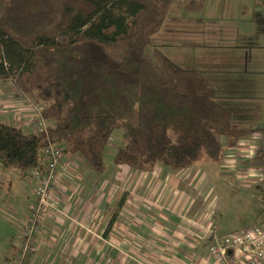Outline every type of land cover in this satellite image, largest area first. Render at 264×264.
Listing matches in <instances>:
<instances>
[{
  "label": "trees",
  "instance_id": "1",
  "mask_svg": "<svg viewBox=\"0 0 264 264\" xmlns=\"http://www.w3.org/2000/svg\"><path fill=\"white\" fill-rule=\"evenodd\" d=\"M174 2L201 11L208 0H0V80L49 123L36 132L0 112V163L32 174L52 142L106 174V149L121 128L117 165L149 172L222 164L252 129L195 67L150 50Z\"/></svg>",
  "mask_w": 264,
  "mask_h": 264
},
{
  "label": "rangeland",
  "instance_id": "2",
  "mask_svg": "<svg viewBox=\"0 0 264 264\" xmlns=\"http://www.w3.org/2000/svg\"><path fill=\"white\" fill-rule=\"evenodd\" d=\"M207 3L208 11L211 13L213 11L218 20L228 17L227 20L235 19L236 21H229L233 25L226 24L225 31L219 30L218 34L208 41L202 34L200 36L195 26L180 22L179 27H187V30L176 36L172 41L173 44L165 47L162 42L169 38L168 41H170L171 37L162 35L164 38H159V35L164 34L166 28H179L172 23L173 17L177 16L181 19L183 16L199 14V12L186 10L183 6L181 7L179 2H174L164 19L161 29L152 35L149 48L150 50L154 48L164 50L175 64L194 66L210 83H212V79H215L218 83L220 77L227 74L230 65L235 64L236 61H241L248 70V72H244L241 79L244 81L242 85L248 86L249 91H252L247 95V100L253 103L254 114L250 110L245 113L247 115L238 113L234 105H230L224 99L223 87L218 86L216 99L229 108L234 120L251 127L252 139H250V136L248 139L241 141L237 147L228 151L221 166L216 163L201 162L191 170L193 174H197L196 177L199 178V181L201 179L198 188L195 191L191 189L195 193V197L200 198L197 201L199 203L201 201H216V209L222 211L218 216L227 221L230 220L229 229L226 230L231 231L255 224H264V152L262 153V149L264 150V82L259 83L264 79V6L258 3L257 0H209ZM239 20L241 22H238ZM246 21L249 23H245ZM222 25L223 23L219 21L218 26ZM206 41L207 44L213 43V45H205ZM238 44L242 45L243 50L241 53L235 48ZM210 52L212 53L211 65L208 64V59L205 58ZM215 59L219 60V63H216ZM232 75L228 80L231 86H234L237 84L235 83L237 76L234 73ZM6 82L14 87V83H11V81L7 80ZM0 83L3 82L0 80ZM252 88L258 90L254 91ZM19 100L22 101L21 103L25 100L29 110L35 109L30 112L35 115H25L24 112L21 110L18 112L17 109L18 115H13L14 110H11L7 111L9 113L7 114L8 118L5 114L4 118L13 124L16 121L28 129L34 130L29 122L34 117H41L42 108L34 106L23 96ZM22 109L25 110L26 108L22 107ZM124 134V129H117L109 140L105 154L108 171H114L119 166L114 163V155L123 144ZM64 148L68 152L66 147ZM236 152L242 153L241 157L237 158L235 156ZM258 152H260L259 156L254 157ZM243 153H250L248 154L250 157H244ZM251 155L253 156L252 159ZM64 159L69 160L70 157L65 154ZM84 164H88V167L92 170L86 159ZM158 167L163 166L158 165ZM241 167L245 168L242 169ZM252 167H257L261 171L260 177L257 178L255 176L257 174L246 172V168ZM89 168L85 169L84 167L85 174H82V177L85 176L86 178L88 173L90 174L88 172ZM92 174L91 172L90 177ZM98 175L96 173L93 177L95 178ZM109 175H111V172L106 174V176ZM188 175L190 179L193 176L192 173ZM58 181L59 174L52 195ZM36 184L37 180L31 173L24 176L18 169L6 167L0 163V264H52L53 261L61 260L60 257L68 256L70 251L68 250L64 254L65 247L70 246L69 249L71 250L76 247L70 238L73 229L62 232L63 227L57 220L58 216H64L66 220H70L75 228L82 226L84 229L92 231L87 224L82 223L80 219L74 216L67 207L61 206L56 201H51L53 204V207L50 208L53 212L51 216H46L35 223L31 222L29 218L33 214V206L36 203L34 192ZM84 192H82V195ZM193 192L191 194L194 195ZM30 202H32V205L29 210ZM108 202L112 206L111 201H105V203ZM28 211L30 215L27 214ZM107 223L108 221L105 222V225ZM28 224L29 230L27 228ZM36 224L37 226H34ZM217 227V224L208 227L212 238L218 232V230H215ZM26 239L31 244L28 249L25 245ZM104 239L109 241L105 236Z\"/></svg>",
  "mask_w": 264,
  "mask_h": 264
},
{
  "label": "crops",
  "instance_id": "3",
  "mask_svg": "<svg viewBox=\"0 0 264 264\" xmlns=\"http://www.w3.org/2000/svg\"><path fill=\"white\" fill-rule=\"evenodd\" d=\"M207 5L201 11H192L199 12L198 15L183 16L181 19L177 16L173 17L172 23L178 27L180 22L190 23L196 27L200 36L202 34L207 41L212 40L219 30L225 31L226 24L233 25L229 21L236 20H227L228 17L218 20L213 11L212 13L208 11ZM219 21L224 26L219 27ZM186 30L187 27L166 28L165 33L160 34L159 38H164L165 35L171 37L170 41L169 38L162 42L166 47L173 44L175 37ZM207 41L205 45H213V43L207 44ZM241 46L238 44L235 47L240 53L243 50ZM207 56L205 58L211 65L212 53ZM168 57L170 58L169 55ZM205 58L203 57V60ZM215 61L219 63V60L215 59ZM186 66L192 65L186 64ZM230 66L229 72L220 77L218 83L212 79L211 84L216 92L218 86L223 87L226 102L234 105L235 110L241 115H247L245 113L248 110L253 112V103L247 100V95L252 91H249L248 86L242 85L244 81L241 77L248 70L241 61H236ZM233 73L237 76L235 80L237 84L231 86L228 78H231ZM2 82L0 83L2 116L9 114L7 111L11 110H14L13 115H18L21 110L25 115L34 116L35 114L30 112L35 109L29 110L25 100L21 103L22 101L19 100L21 94L16 87H11L6 81ZM263 82L264 79L259 83ZM22 107L26 109L23 110ZM15 124L22 125L16 121ZM252 137L253 134L250 139ZM67 153L70 159H64L62 162L58 185L52 197L61 206L67 207L92 231L82 226L75 228L70 220L58 216L57 220L63 227L62 232L73 229L70 238L76 247L71 250L70 246H67L66 251L63 248L64 254L70 251L68 256L60 257L61 260L53 261L52 264H217L209 252L208 243L211 236L209 228L212 224H217L218 232H229L230 230L226 229H229L230 220L218 216L222 211L216 209V201H201V203L197 201L200 198H196L193 191L198 188L201 179L199 181L197 174L191 172L195 166L178 171L157 166L153 171L142 172L119 165L114 171L107 172H111V175L106 176V173L94 178L93 175L96 173L88 167V164H84L83 157ZM248 154L250 153H243V156L250 157ZM259 154L260 152L256 153L254 157H258ZM241 155L242 153L236 152L235 156L239 158ZM252 157L251 155V159ZM84 167L90 169L89 171L87 169L90 174L93 173L91 177L89 173L86 178L81 176L85 174ZM246 172L257 174L255 175L257 178L261 176V171L257 167L246 168ZM189 173L193 175L191 179ZM77 179L79 181H76ZM83 191L85 192L82 195ZM192 192L194 195L191 194ZM200 193L202 194L201 190ZM105 201H111L112 206ZM30 203L29 210L32 205V202ZM106 221H108L107 225H105ZM110 222L111 229L106 231ZM104 236L109 241H106Z\"/></svg>",
  "mask_w": 264,
  "mask_h": 264
},
{
  "label": "built area",
  "instance_id": "4",
  "mask_svg": "<svg viewBox=\"0 0 264 264\" xmlns=\"http://www.w3.org/2000/svg\"><path fill=\"white\" fill-rule=\"evenodd\" d=\"M29 124L36 132L48 131L49 123L42 117L32 118ZM42 154L43 168L32 171V176L37 180L34 189L36 203L29 218L33 223L53 214L50 209L53 207L51 201H55L52 198V191L65 156L64 149L52 142H49ZM27 239L26 249L31 245ZM211 239L213 241L210 256L217 264H264V224H255L226 233L217 232Z\"/></svg>",
  "mask_w": 264,
  "mask_h": 264
}]
</instances>
